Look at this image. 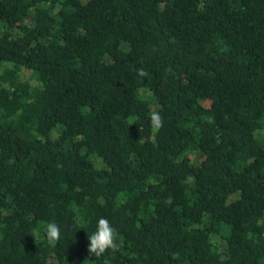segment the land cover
Listing matches in <instances>:
<instances>
[{
    "label": "trees",
    "instance_id": "obj_1",
    "mask_svg": "<svg viewBox=\"0 0 264 264\" xmlns=\"http://www.w3.org/2000/svg\"><path fill=\"white\" fill-rule=\"evenodd\" d=\"M0 264H264V0H0Z\"/></svg>",
    "mask_w": 264,
    "mask_h": 264
},
{
    "label": "clouds",
    "instance_id": "obj_2",
    "mask_svg": "<svg viewBox=\"0 0 264 264\" xmlns=\"http://www.w3.org/2000/svg\"><path fill=\"white\" fill-rule=\"evenodd\" d=\"M150 121L154 131H158L163 126V117L157 111L151 113ZM45 235L48 243L55 246L61 235L59 225L53 222L47 223ZM87 239L89 241L87 251L94 257H101L109 250L117 251L120 246L116 228L104 217L98 219L96 230L88 235Z\"/></svg>",
    "mask_w": 264,
    "mask_h": 264
},
{
    "label": "rangeland",
    "instance_id": "obj_3",
    "mask_svg": "<svg viewBox=\"0 0 264 264\" xmlns=\"http://www.w3.org/2000/svg\"><path fill=\"white\" fill-rule=\"evenodd\" d=\"M21 71H22V74L26 77V79L29 81L30 84H36L35 76L32 73V71L27 70V69H22ZM195 157L200 158L201 155L196 154ZM95 163H96V165H98V163H100V162L97 159H95Z\"/></svg>",
    "mask_w": 264,
    "mask_h": 264
}]
</instances>
